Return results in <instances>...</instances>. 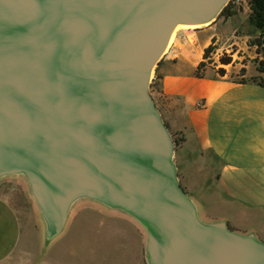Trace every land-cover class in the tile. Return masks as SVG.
Segmentation results:
<instances>
[{
	"label": "water",
	"instance_id": "95a60500",
	"mask_svg": "<svg viewBox=\"0 0 264 264\" xmlns=\"http://www.w3.org/2000/svg\"><path fill=\"white\" fill-rule=\"evenodd\" d=\"M227 1L0 0V177H25L47 238L86 197L144 226L146 264H264L253 235L199 220L149 94L172 26Z\"/></svg>",
	"mask_w": 264,
	"mask_h": 264
},
{
	"label": "crops",
	"instance_id": "0c3cea01",
	"mask_svg": "<svg viewBox=\"0 0 264 264\" xmlns=\"http://www.w3.org/2000/svg\"><path fill=\"white\" fill-rule=\"evenodd\" d=\"M206 46L194 54L187 39L176 41L155 66L159 90L151 88V97L166 127L182 139L173 161L197 216L220 217L264 244V85L251 81L255 67L239 75L243 83L236 73L221 76L210 67L196 77ZM261 77L264 84V65ZM20 239L19 213L0 195V264L29 262L18 257Z\"/></svg>",
	"mask_w": 264,
	"mask_h": 264
},
{
	"label": "rangeland",
	"instance_id": "374dc122",
	"mask_svg": "<svg viewBox=\"0 0 264 264\" xmlns=\"http://www.w3.org/2000/svg\"><path fill=\"white\" fill-rule=\"evenodd\" d=\"M248 2L237 0L231 3L228 0L224 6L228 5L231 16L225 18L217 15L212 22L214 24L179 29L164 53L178 40L187 39L194 54H198L207 43L213 50L205 60L206 67L222 68L232 76L236 73L234 79L239 81L241 70L251 71L262 58L261 46L253 45L260 32L248 23ZM212 35L213 42L212 38L208 41ZM222 55L231 57L229 65L218 62ZM154 69L155 66L149 80L151 96L153 91L150 85L155 83L156 77ZM168 131L172 141L177 138ZM179 182L185 184L183 180ZM184 188L191 196V189L188 186ZM0 195L5 196L19 213L20 248L23 253L18 257L29 261L25 264H31L34 259H39L40 264H146L147 231L125 211L90 198H78L69 206L61 230L52 238H47L40 210L23 175L0 177ZM198 218L204 224L221 222L220 217L204 216L201 212Z\"/></svg>",
	"mask_w": 264,
	"mask_h": 264
},
{
	"label": "trees",
	"instance_id": "16d2710c",
	"mask_svg": "<svg viewBox=\"0 0 264 264\" xmlns=\"http://www.w3.org/2000/svg\"><path fill=\"white\" fill-rule=\"evenodd\" d=\"M250 13L248 15V23L250 26L254 27L257 31L260 32V37H257L254 40L253 45L258 47L261 46L262 48V56L264 55V0H249L248 2ZM228 5L224 6L221 11L219 12L218 16H223L225 18L229 17L232 15V13L228 9ZM213 24V23H212ZM213 42V38H212ZM213 47L211 45L207 46L204 48L203 53H202V60L198 64L196 71H195V76L198 78H202L204 75V71L206 68V63L205 60L209 58V54L212 52ZM232 59L229 55H222L218 62L221 65L227 66L231 63ZM263 61H259L255 67V71L257 73V77L251 78L252 82H257L258 85L263 86V80H262V73H263ZM217 73L221 76L225 74V70L220 68L217 70ZM245 73L244 70H241L240 75L243 76ZM158 79L159 77H155V83L153 85H150V89L154 88L156 91L159 90L158 87ZM240 83L245 82L243 78L239 80ZM182 141L181 138H173L174 145L177 146L180 144Z\"/></svg>",
	"mask_w": 264,
	"mask_h": 264
},
{
	"label": "bare ground",
	"instance_id": "6f19581e",
	"mask_svg": "<svg viewBox=\"0 0 264 264\" xmlns=\"http://www.w3.org/2000/svg\"><path fill=\"white\" fill-rule=\"evenodd\" d=\"M210 21L211 20H208V21H205L203 23H198V24H185V23H180V22L175 23L172 26L171 30H170L166 45H165V47H164V49H163V51L161 53V56L164 54V52L166 51L167 47L171 43V41L173 39V36L177 33V31L179 29H195V28H198V27H201V26L209 25ZM161 56H159V57H161Z\"/></svg>",
	"mask_w": 264,
	"mask_h": 264
},
{
	"label": "built area",
	"instance_id": "2783aa9c",
	"mask_svg": "<svg viewBox=\"0 0 264 264\" xmlns=\"http://www.w3.org/2000/svg\"><path fill=\"white\" fill-rule=\"evenodd\" d=\"M230 2H231V3H235V2H237V0H230Z\"/></svg>",
	"mask_w": 264,
	"mask_h": 264
}]
</instances>
